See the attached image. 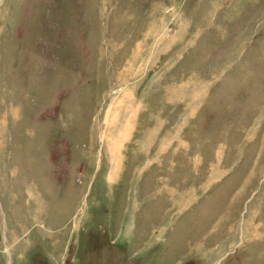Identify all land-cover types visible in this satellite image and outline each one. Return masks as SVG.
I'll return each instance as SVG.
<instances>
[{
    "label": "rangeland",
    "instance_id": "374dc122",
    "mask_svg": "<svg viewBox=\"0 0 264 264\" xmlns=\"http://www.w3.org/2000/svg\"><path fill=\"white\" fill-rule=\"evenodd\" d=\"M0 264H264V0H0Z\"/></svg>",
    "mask_w": 264,
    "mask_h": 264
},
{
    "label": "bare ground",
    "instance_id": "6f19581e",
    "mask_svg": "<svg viewBox=\"0 0 264 264\" xmlns=\"http://www.w3.org/2000/svg\"><path fill=\"white\" fill-rule=\"evenodd\" d=\"M38 77V76H37Z\"/></svg>",
    "mask_w": 264,
    "mask_h": 264
}]
</instances>
